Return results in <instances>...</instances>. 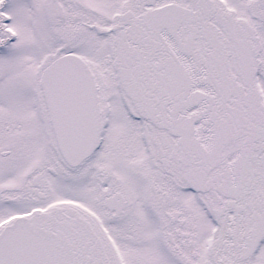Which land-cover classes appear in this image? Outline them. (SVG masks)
I'll list each match as a JSON object with an SVG mask.
<instances>
[{
  "label": "snow or ice",
  "instance_id": "1",
  "mask_svg": "<svg viewBox=\"0 0 264 264\" xmlns=\"http://www.w3.org/2000/svg\"><path fill=\"white\" fill-rule=\"evenodd\" d=\"M0 264H264V0H0Z\"/></svg>",
  "mask_w": 264,
  "mask_h": 264
}]
</instances>
